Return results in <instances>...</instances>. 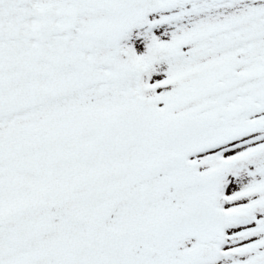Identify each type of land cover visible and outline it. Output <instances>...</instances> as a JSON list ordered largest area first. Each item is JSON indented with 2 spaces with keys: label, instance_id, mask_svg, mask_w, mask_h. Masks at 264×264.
Returning a JSON list of instances; mask_svg holds the SVG:
<instances>
[{
  "label": "snow or ice",
  "instance_id": "6c2138e0",
  "mask_svg": "<svg viewBox=\"0 0 264 264\" xmlns=\"http://www.w3.org/2000/svg\"><path fill=\"white\" fill-rule=\"evenodd\" d=\"M0 264H264V0H0Z\"/></svg>",
  "mask_w": 264,
  "mask_h": 264
}]
</instances>
